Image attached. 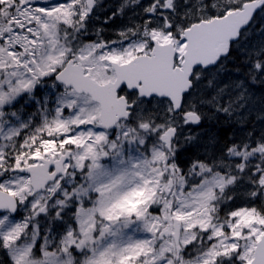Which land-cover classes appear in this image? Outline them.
<instances>
[{
	"label": "rangeland",
	"instance_id": "1",
	"mask_svg": "<svg viewBox=\"0 0 264 264\" xmlns=\"http://www.w3.org/2000/svg\"><path fill=\"white\" fill-rule=\"evenodd\" d=\"M21 1L0 0V170L8 172L0 187L19 202L16 215H0V264L248 262L264 231V91H252L251 77L264 83V7L230 58L197 70L183 112L174 113L167 99L130 94L131 119L106 133L98 104L53 80L69 57L104 81L113 77L108 62L132 53L123 45L101 48L103 41L118 43L135 26L134 38L169 40L166 24L175 34L186 18L207 19L246 0H97V9L113 13L106 18L88 17L85 0L36 8ZM147 10L156 14L138 24ZM243 53L253 70L240 68ZM188 111L200 115L201 125L188 124ZM220 115L233 125L227 135L235 134L227 149L211 141ZM172 127L178 133L166 143ZM189 144L215 158L194 174L175 162ZM69 148L66 175L44 192L31 195L27 175L9 174L6 150L19 166ZM174 217L181 221L178 249L160 233L172 230Z\"/></svg>",
	"mask_w": 264,
	"mask_h": 264
},
{
	"label": "water",
	"instance_id": "2",
	"mask_svg": "<svg viewBox=\"0 0 264 264\" xmlns=\"http://www.w3.org/2000/svg\"><path fill=\"white\" fill-rule=\"evenodd\" d=\"M33 3L49 2L54 0H25ZM94 0H87L89 7H92ZM264 4V0H253L244 4L242 10L237 13L228 14L223 18H215L209 22H202L195 25L193 30L188 32L190 43L184 54L183 69L173 67L174 52L166 47H155L150 56H138L128 63L117 65V78L114 82L109 81L99 84L88 74L80 63L68 65L56 75L59 82L66 87H73L77 92H84L94 100L101 103L100 116L109 118L113 123L120 117L127 116V102L124 97H117V89L126 83L129 89L137 88L140 96L149 98L151 95L167 96L173 103L174 109L181 108L183 93L191 86L190 76L195 66L207 67L216 63L220 54L225 53L227 42L233 38L237 31L248 25L256 10ZM159 49V50H158ZM139 83H141L139 85ZM193 123H198L196 114H189ZM110 123V122H109ZM109 127V126H108ZM170 138V136H168ZM69 151L59 160L52 157L42 159L43 163L31 165L24 168H17L19 172L31 174L33 194L45 189L49 181H53L58 173L62 172L61 163L68 157ZM41 160V158H39ZM56 166V171L49 173V167ZM172 187V180L169 182ZM17 210L15 198L3 191H0V212L9 211L14 214ZM175 242H178L180 221L174 219ZM250 264H264V234L257 242L255 257Z\"/></svg>",
	"mask_w": 264,
	"mask_h": 264
},
{
	"label": "trees",
	"instance_id": "3",
	"mask_svg": "<svg viewBox=\"0 0 264 264\" xmlns=\"http://www.w3.org/2000/svg\"><path fill=\"white\" fill-rule=\"evenodd\" d=\"M249 62V61H248ZM250 65V64H249ZM245 69H247V68H245ZM250 69L251 70H253V68L252 67H250ZM253 76H254V74L252 73V75H251V77H252V79H254L253 78ZM261 85V84H260ZM264 87V86H263ZM218 117L220 118V119H218ZM217 117V121H219V123L217 122V123H213L214 124V126L212 127V125H211V131H210V133H211V137H212V141L214 142V140H215V142L214 143H216V145H218V143L217 142H219V146L221 147V148H223V149H227L228 147H229V145H230V139H228V135H227V132H229V131H231V127H233V125L231 124V122H228V123H230V124H228V123H225V122H227V121H225V120H222V119H224L223 117H222V115H220V116H218ZM222 118V119H221ZM221 120V121H220ZM221 123V124H220ZM223 123V124H222ZM244 126V128H248L249 126H251L252 127V124L251 125H248V127H246L245 126V124L244 123H242ZM221 125V126H220ZM225 127V128H224ZM228 127V128H227ZM219 128V129H218ZM252 129H258V127L257 126H253V128ZM224 131V132H223ZM220 132V133H219ZM246 132H247V130H246ZM222 133V134H221ZM225 134V135H224ZM220 135V136H219ZM226 136V137H225ZM218 137V138H217ZM220 138H221V140H220ZM211 139V138H210ZM221 143V144H220ZM224 143V144H223ZM228 146H226V145ZM222 145H223V147H222ZM194 147V146H193ZM192 146L191 147H188V148H186V150L184 151H182V153H180L177 157H176V160H177V162H178V164H179V166L181 167V169L182 170H184L185 168H186V166H187V164L190 162V161H200V160H206L207 158H208V156L207 155H205V154H207L206 152H205V154H203V155H201L199 152V150L198 149H196V150H194L195 149V147L193 148ZM191 149H192V152H191ZM196 151H198V152H196ZM186 152H188V153H186ZM190 152H191V155H190ZM198 153H199V155L200 156H198ZM184 154V155H183ZM195 156V157H194ZM203 158H202V157ZM210 156H212V153H211V155ZM210 159H212V158H210Z\"/></svg>",
	"mask_w": 264,
	"mask_h": 264
},
{
	"label": "flooded vegetation",
	"instance_id": "4",
	"mask_svg": "<svg viewBox=\"0 0 264 264\" xmlns=\"http://www.w3.org/2000/svg\"><path fill=\"white\" fill-rule=\"evenodd\" d=\"M157 5H159V4H157ZM97 8H98V6H97V4H95V7L93 8L92 12H90V13L87 12V15L88 16H94L95 14L96 15L101 14V12ZM155 14H156L155 11H151V10L145 11L142 17L139 16L140 18H139L138 24H140L142 21H144L147 16H149V15L154 16ZM212 14L213 13H210L209 17H211ZM197 20L198 19H195V18H193V19L186 18L184 20V22L182 23L181 30L184 31V29H186L187 26H190L193 22H195ZM176 30L180 31V29H177V28H176ZM170 32H172V34H174L172 29H170ZM171 38H172V41L175 43L174 45H175V48H176L177 52L178 53L182 52L185 49L186 41L184 39H182L181 37H179V35H177L176 33ZM118 39H121V37H119ZM151 41H152V39L149 41V37H144L143 39L140 38V40L138 41V45L139 46L137 48H135V50H134L135 53L136 54H141V53H144V54L146 53L147 54V53H149V51L151 49V46H152V45L150 46L151 43H149Z\"/></svg>",
	"mask_w": 264,
	"mask_h": 264
},
{
	"label": "bare ground",
	"instance_id": "5",
	"mask_svg": "<svg viewBox=\"0 0 264 264\" xmlns=\"http://www.w3.org/2000/svg\"><path fill=\"white\" fill-rule=\"evenodd\" d=\"M261 24V23H260ZM248 34V33H247ZM253 36V35H252ZM261 38V37H260ZM262 39V38H261ZM257 40H259V39H257ZM244 41V40H243ZM250 43V42H249ZM248 43V44H249ZM239 51V50H238ZM263 52V51H262ZM263 54V53H262ZM236 56H237V54H236ZM247 56V54L246 53H243V55L241 56L242 58L240 59V62H238V64H239V66H240V68H242V70H246L245 69V66L247 65V63H248V60L250 61L251 59H249V56H248V58L246 57ZM233 58H235V57H233ZM237 58V57H236ZM236 61V60H235ZM233 71V70H232ZM234 72V71H233ZM247 72V71H246ZM244 73V72H243ZM243 75V74H242ZM231 76V75H230ZM246 76V75H245ZM264 83H261V85L259 84V85H257V87H255V85L253 86V92L254 93H257V94H259V92L260 91H264ZM255 88V89H254ZM253 94V93H252ZM258 96V95H257ZM251 99H253V98H251ZM243 100V99H242ZM239 103H240V101H239ZM264 104V103H263ZM218 115V114H217ZM218 117V116H217ZM224 119H222V120H227V116H222ZM253 117V116H252ZM249 118H251V117H249ZM218 119H220L219 117H218ZM217 119V120H218ZM210 120V119H209ZM208 120V121H209ZM250 120V119H249ZM216 121V120H215ZM221 121V120H220ZM219 123V121H216V123ZM246 122V121H245ZM248 122H250V121H248ZM210 124L212 123L211 121L209 122ZM208 123V124H209ZM225 123H228V122H225ZM255 123V122H254ZM213 124V123H212ZM221 124V123H220ZM223 124V123H222ZM228 124H230V123H228ZM236 124V123H235ZM239 124V123H238ZM246 124H249V123H246ZM214 126V124L212 125V127ZM221 126V125H220ZM235 126V125H234ZM244 126V125H243ZM207 127H208V125H207ZM246 127H248V126H246ZM249 127H251V126H249ZM225 128V127H224ZM228 128V127H227ZM232 128V127H231ZM219 129V128H218ZM251 129V128H250ZM241 130V129H240ZM243 130V129H242ZM250 131V130H249ZM224 132V131H223ZM230 132V131H229ZM220 133V132H219ZM253 133V132H252ZM209 134V133H208ZM222 134V133H221ZM225 135V134H224ZM235 135V134H234ZM234 135H232V136H230L229 134H228V139H230V144H232V143H234V140H235V138H234ZM244 135H246V134H244ZM220 136V135H219ZM247 136V135H246ZM226 137V136H225ZM211 138V137H210ZM218 138V137H217ZM220 140H221V138H220ZM212 141V140H211ZM210 141V142H211ZM222 141V140H221ZM237 141V140H236ZM242 141V140H241ZM214 142H215V140H214ZM214 142H213V144H214ZM218 143V145L217 146H219V142H217ZM211 144V143H210ZM221 144V143H220ZM224 144V143H223ZM190 145V144H189ZM226 145V144H225ZM227 146V145H226ZM232 146V145H231ZM193 147V146H192ZM216 147V146H215ZM222 147H223V145H222ZM228 147V146H227ZM194 148V147H193ZM186 150V149H185ZM184 150V151H185ZM194 150H196V148L194 149ZM201 151H203V150H201ZM218 152H219V150H217ZM191 152H192V149H191ZM191 152H190V155H191ZM196 152H198V151H196ZM186 153H188V152H186ZM199 153H201V152H199ZM199 153H198V156H200L199 155ZM223 154V153H222ZM184 155V154H183ZM201 155H203V154H201ZM209 155V154H208ZM211 155V154H210ZM219 156V155H218ZM217 156V157H218ZM195 157V156H194ZM202 157V156H201ZM204 157V156H203ZM202 157V158H203ZM223 158H225V157H223ZM213 159H215L214 157H213ZM220 159V158H219ZM209 161V160H208ZM215 161V160H214ZM217 161V160H216ZM221 161V160H220Z\"/></svg>",
	"mask_w": 264,
	"mask_h": 264
}]
</instances>
